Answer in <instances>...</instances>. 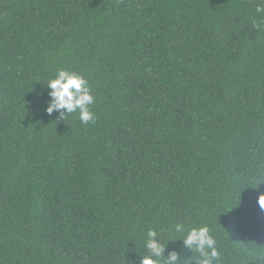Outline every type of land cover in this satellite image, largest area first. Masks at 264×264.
Segmentation results:
<instances>
[{
  "label": "trees",
  "instance_id": "trees-1",
  "mask_svg": "<svg viewBox=\"0 0 264 264\" xmlns=\"http://www.w3.org/2000/svg\"><path fill=\"white\" fill-rule=\"evenodd\" d=\"M261 0H0V264H140L207 226L264 264ZM83 75L94 120L48 115Z\"/></svg>",
  "mask_w": 264,
  "mask_h": 264
},
{
  "label": "clouds",
  "instance_id": "clouds-1",
  "mask_svg": "<svg viewBox=\"0 0 264 264\" xmlns=\"http://www.w3.org/2000/svg\"><path fill=\"white\" fill-rule=\"evenodd\" d=\"M261 3L264 5V0H261ZM256 11L264 13V6H258ZM45 84L49 96L45 108L48 115L55 112L59 113L60 119H65V112L67 116L78 112L83 124L94 120V113L89 107L94 103V97L83 75L60 69L55 77ZM258 203L260 208L264 209V195L258 198ZM173 231L181 234L178 240L182 241L183 246L194 254L195 264H217L220 258L217 241L206 225L187 227L182 223H177ZM145 247L149 254L142 257L140 264H160L155 258L163 257L165 246L158 241L157 232L154 229L148 230ZM179 260L180 254L173 251L164 258L163 264H178ZM184 264H192V260L185 259Z\"/></svg>",
  "mask_w": 264,
  "mask_h": 264
}]
</instances>
